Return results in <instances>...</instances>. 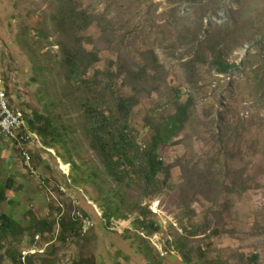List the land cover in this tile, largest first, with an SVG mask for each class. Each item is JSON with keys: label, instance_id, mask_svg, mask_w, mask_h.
Here are the masks:
<instances>
[{"label": "rangeland", "instance_id": "rangeland-1", "mask_svg": "<svg viewBox=\"0 0 264 264\" xmlns=\"http://www.w3.org/2000/svg\"><path fill=\"white\" fill-rule=\"evenodd\" d=\"M196 2L74 0L75 6L89 12L108 7L116 23L131 20L130 24L142 26L135 39L125 42L127 47L102 31L97 22L82 34L85 50L98 57L85 78L96 76L101 89L108 71L115 75L121 71L115 88L137 97L130 125L139 136V145L148 142L146 121L173 112V90L179 89L184 96L193 93L195 108L171 143L159 149L168 176L163 193L155 198L144 196V186L134 180L115 198L125 205L123 210L139 205L150 215L140 219L138 211L129 213L114 229L101 220L85 238L60 241L46 254L30 257L31 264H186L182 254L189 264H252V256H257L256 264H264V123L259 125L257 119V115L263 118L264 105L255 96L253 77L257 69L264 77V0ZM52 6L51 0H0V89L6 91L13 109L28 115L27 108L45 113L62 125L66 135L65 146L48 139L51 145H45L46 149L34 150L36 178L20 174L13 146L0 140V192H5L7 177H16L13 189L0 201V214L26 229L16 239L0 242V264H16L13 257L17 260L33 243L30 228L43 219L50 197L40 188L39 178L61 180L58 169L68 173L67 162L71 168L75 164L78 169L72 170V177L80 180L79 188L73 187V193L65 190L63 200H76L90 216H98L97 203L104 204L99 192L116 188L84 137V119L73 102L79 95L72 92L58 66L60 38L50 22ZM146 48L153 49L160 65L151 74L156 86L149 87L157 90L148 93L143 87L135 93L124 87L126 66L129 59L139 57L138 50ZM219 50L236 66L228 75L218 74L211 65L213 51ZM195 56L204 62L197 61L188 69L184 63ZM220 116L232 128L246 122L245 131L227 149L215 141ZM215 162H220L216 170ZM227 169L243 172L244 182L238 187H247L244 193L229 192L234 177L226 179ZM159 178L164 181L165 177ZM137 220L155 222L159 230L149 234ZM191 224L203 231L191 235ZM177 239L184 240L181 250L174 246Z\"/></svg>", "mask_w": 264, "mask_h": 264}, {"label": "trees", "instance_id": "trees-1", "mask_svg": "<svg viewBox=\"0 0 264 264\" xmlns=\"http://www.w3.org/2000/svg\"><path fill=\"white\" fill-rule=\"evenodd\" d=\"M51 1L53 6L50 9L49 18L55 34L60 38L57 44L60 55L58 66L63 70L64 77L72 92L79 95V99H74L73 102L79 109L82 119H84L82 129L84 137L101 161L105 173L116 186L113 191L99 192V195L103 198L104 204L100 206L104 216L107 220L112 217L125 220L129 213L138 211L140 213L138 217L143 219V217L150 215L146 208L132 205L130 208L127 207L123 210L125 205L122 206L121 201L117 203L115 198L123 194L121 190L123 186L130 187L128 184L133 183L134 180L144 186V196L155 198L163 193L168 176L167 169L159 156V149L161 146L171 143L189 121L195 108L194 94L187 93L184 96L179 89L173 90V112L158 120L146 121L145 128L149 129V137L143 148L139 145L138 134L134 132L130 125L132 110L138 104L137 97L135 95H123L118 88H115L117 78H119V75H123L120 71L121 65L119 66L120 72L118 75L109 71L105 74L102 78L101 89H98L99 81L96 76L85 78L86 72L98 61V57L96 53L85 50L82 35L97 22L102 27V31L107 32L115 40H119L122 46L127 47L125 42L129 38L135 39L141 32L142 26L140 24H130L131 20L123 24L116 23L117 18L111 17L108 7L95 13L75 6L74 0ZM176 1L197 3V0H173V3ZM118 16L121 18V14H118ZM40 33L38 32V34ZM261 38L263 40L264 35ZM19 47L21 46L19 45ZM214 49H216V46ZM137 53L139 57H133L127 63L128 66L126 67L128 68L126 75L124 74V87H130L135 93H138L139 89L143 87L148 88V93L156 91L157 88H149L156 86L153 75L157 73L160 67L156 54L152 48L138 50ZM213 54L211 65L218 74L228 75L236 67L225 59V54L222 51H213ZM197 61L204 62V59L195 56L194 59H188L184 65L188 69L194 68ZM152 73L153 75H151ZM253 77L257 80L255 96L258 97V103L264 105V77L261 78L260 69L254 70ZM189 81L192 82L191 79ZM30 113L33 118L28 119V121L32 130L36 131L45 142L49 139V142H52L53 145L61 143L65 146L66 135L61 124L56 123L45 113H32V111ZM257 117L258 124L263 125L264 116L260 118L257 115ZM217 122L219 124L217 129L214 130L217 133L215 141L220 143L224 149L234 143L235 137L237 135L241 136V132L246 129V122H240L239 127L232 128L225 123L223 116H220ZM261 153L264 157V149ZM219 163H214L215 170L219 167ZM77 169L73 164L72 170L76 173ZM161 174L165 177L164 181H160L159 175ZM242 176V171L234 172L230 169L225 171L226 179L234 177V186L231 183L232 188H228L230 193L237 189H239V193H244L247 190V187H238L240 183L244 182ZM72 180L76 184L80 183L78 178L72 177ZM15 182V178L9 177L4 184L3 189H5V192L12 190ZM5 192H0V201L5 200ZM190 211L193 212L189 210V214ZM137 221L139 222V220ZM144 222L145 220L139 223L142 228L147 230V233L152 234L159 230V226L155 222ZM191 225V235L197 236L198 231H203L202 228ZM50 229L51 224L38 220L34 222V229L30 228V231L34 236L36 233H42ZM25 231L26 229H23L12 217L0 214V242L4 239L10 240L9 238L16 239L19 235H23ZM182 244L184 245V240L177 239L174 246L181 250ZM182 257L184 262L189 264V259L184 254H182ZM13 260L17 261L14 257ZM256 260L257 256H252L250 262L256 264ZM29 264L31 263L29 262Z\"/></svg>", "mask_w": 264, "mask_h": 264}, {"label": "clouds", "instance_id": "clouds-1", "mask_svg": "<svg viewBox=\"0 0 264 264\" xmlns=\"http://www.w3.org/2000/svg\"><path fill=\"white\" fill-rule=\"evenodd\" d=\"M0 101H4V104L0 105V122L2 124H8L6 129H1L0 140L7 141L13 146L16 152L15 159L19 162L17 167L19 168L18 171L20 174L28 178H36L37 167L33 162L34 150L46 149L48 144H46L36 131L30 128L28 119H32V114L28 115L13 109L9 103V96L2 89H0ZM25 111L36 112L29 108ZM67 163L69 167L68 173L64 172L62 168L58 169L62 177L61 180H52L50 178L38 179L40 188L43 190L46 189L50 193L49 200L46 201L44 206L45 210L42 221H45L46 224H51V229L42 233H36L32 236L34 238L33 243L30 248L20 252L17 259L18 264H29L30 257L46 254L48 248H56V245L60 241L66 243V241L72 238H85L91 231L96 229L98 223L104 222L103 225L105 227L108 225L114 229V226L117 227L118 223L124 221L114 217L107 220L101 206L97 202L98 207L91 203L98 208L99 211L96 210L98 216L94 215L95 213L93 216H90L83 210H80L79 202H76V200L67 202L63 200L66 193L65 190L73 193V187L75 189L79 188L72 180V168L70 163ZM16 175L18 176V174ZM42 237L44 240H41ZM33 248L35 249L32 250Z\"/></svg>", "mask_w": 264, "mask_h": 264}, {"label": "built area", "instance_id": "built-area-1", "mask_svg": "<svg viewBox=\"0 0 264 264\" xmlns=\"http://www.w3.org/2000/svg\"><path fill=\"white\" fill-rule=\"evenodd\" d=\"M218 18L220 19L221 16H218ZM212 20H213V21H216V18H213ZM246 47H247V46H245L244 49H246ZM246 50H247V49H246ZM1 96H3V95L1 94ZM7 125H8L7 123L2 124V122H0V131H1V129H6V128H7Z\"/></svg>", "mask_w": 264, "mask_h": 264}]
</instances>
